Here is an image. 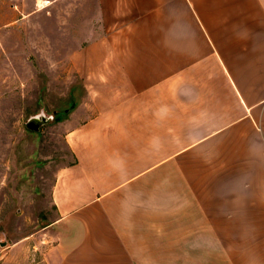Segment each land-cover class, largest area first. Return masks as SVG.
I'll return each mask as SVG.
<instances>
[{
	"label": "crops",
	"instance_id": "crops-1",
	"mask_svg": "<svg viewBox=\"0 0 264 264\" xmlns=\"http://www.w3.org/2000/svg\"><path fill=\"white\" fill-rule=\"evenodd\" d=\"M96 3L44 260L264 264V0Z\"/></svg>",
	"mask_w": 264,
	"mask_h": 264
},
{
	"label": "rangeland",
	"instance_id": "rangeland-1",
	"mask_svg": "<svg viewBox=\"0 0 264 264\" xmlns=\"http://www.w3.org/2000/svg\"><path fill=\"white\" fill-rule=\"evenodd\" d=\"M96 2L0 0V264H48L52 185L57 169L72 162L65 135L80 115L69 114L86 96L77 74L74 92L66 80L90 38L84 31L99 24ZM41 115L49 123L29 130Z\"/></svg>",
	"mask_w": 264,
	"mask_h": 264
},
{
	"label": "water",
	"instance_id": "water-1",
	"mask_svg": "<svg viewBox=\"0 0 264 264\" xmlns=\"http://www.w3.org/2000/svg\"><path fill=\"white\" fill-rule=\"evenodd\" d=\"M50 119L44 115L32 117L26 124L27 128L31 131L38 132L42 126L49 123Z\"/></svg>",
	"mask_w": 264,
	"mask_h": 264
}]
</instances>
